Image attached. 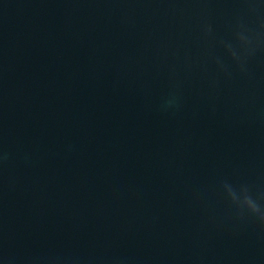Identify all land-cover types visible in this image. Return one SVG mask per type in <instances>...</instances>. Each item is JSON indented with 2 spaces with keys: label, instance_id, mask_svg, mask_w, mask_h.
Returning a JSON list of instances; mask_svg holds the SVG:
<instances>
[{
  "label": "water",
  "instance_id": "obj_1",
  "mask_svg": "<svg viewBox=\"0 0 264 264\" xmlns=\"http://www.w3.org/2000/svg\"><path fill=\"white\" fill-rule=\"evenodd\" d=\"M0 264H264V0H0Z\"/></svg>",
  "mask_w": 264,
  "mask_h": 264
},
{
  "label": "clouds",
  "instance_id": "obj_2",
  "mask_svg": "<svg viewBox=\"0 0 264 264\" xmlns=\"http://www.w3.org/2000/svg\"><path fill=\"white\" fill-rule=\"evenodd\" d=\"M255 206V205H254ZM256 207V206H255ZM257 208V207H256ZM258 209V208H257Z\"/></svg>",
  "mask_w": 264,
  "mask_h": 264
}]
</instances>
